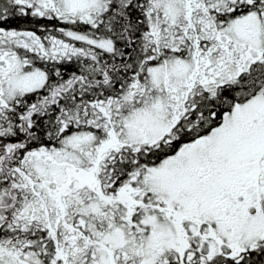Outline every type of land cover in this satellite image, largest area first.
I'll return each mask as SVG.
<instances>
[{"label":"snow or ice","instance_id":"obj_1","mask_svg":"<svg viewBox=\"0 0 264 264\" xmlns=\"http://www.w3.org/2000/svg\"><path fill=\"white\" fill-rule=\"evenodd\" d=\"M0 264H264V0H0Z\"/></svg>","mask_w":264,"mask_h":264}]
</instances>
